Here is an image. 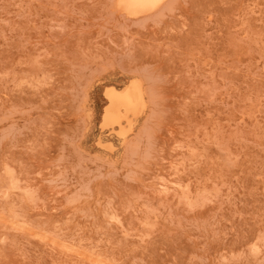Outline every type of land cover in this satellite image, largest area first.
<instances>
[{
	"label": "rangeland",
	"instance_id": "1",
	"mask_svg": "<svg viewBox=\"0 0 264 264\" xmlns=\"http://www.w3.org/2000/svg\"><path fill=\"white\" fill-rule=\"evenodd\" d=\"M0 264H264V0H0Z\"/></svg>",
	"mask_w": 264,
	"mask_h": 264
},
{
	"label": "bare ground",
	"instance_id": "2",
	"mask_svg": "<svg viewBox=\"0 0 264 264\" xmlns=\"http://www.w3.org/2000/svg\"><path fill=\"white\" fill-rule=\"evenodd\" d=\"M163 0H121V7L130 14H137L155 9ZM110 105L107 109L105 119L113 118L118 123L124 117H127L129 111L133 110L140 102H136L130 91L121 94L119 90L113 87L109 93ZM117 123V124H118ZM115 124V122H114Z\"/></svg>",
	"mask_w": 264,
	"mask_h": 264
}]
</instances>
